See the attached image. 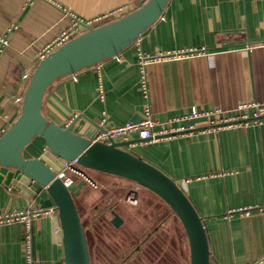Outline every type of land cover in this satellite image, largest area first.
I'll return each mask as SVG.
<instances>
[{
    "label": "crops",
    "instance_id": "1",
    "mask_svg": "<svg viewBox=\"0 0 264 264\" xmlns=\"http://www.w3.org/2000/svg\"><path fill=\"white\" fill-rule=\"evenodd\" d=\"M143 1L0 0V37L7 38L0 47V135L20 114L18 98L37 65V53L71 24L73 15L104 16L100 25ZM137 40L56 79L44 94L42 113L61 126L76 114L116 125L138 120L148 105L158 122L152 130L166 133L153 140L130 134L125 149L176 180L191 200L203 221L210 264H264V120L224 127L198 118L190 128L188 121L171 120L192 106L229 115L240 102H264V0H168ZM185 50L192 53L149 62L143 92L139 52L152 57ZM45 152L40 136L23 149L25 157H45ZM116 182L125 188L119 195L103 184L93 190L86 183L75 195L83 210L90 264H189L187 236L175 212L147 195L143 200L150 220L140 230L129 227L132 205L121 195L131 184ZM39 192L29 179L13 187L0 182V214L21 212L30 224L27 250L24 219L0 222V264H27L28 259L64 264L57 212L39 205ZM100 204L99 214L93 215L91 208ZM111 209L126 228L121 256V246L115 255L108 246V238L119 230L111 223Z\"/></svg>",
    "mask_w": 264,
    "mask_h": 264
},
{
    "label": "water",
    "instance_id": "2",
    "mask_svg": "<svg viewBox=\"0 0 264 264\" xmlns=\"http://www.w3.org/2000/svg\"><path fill=\"white\" fill-rule=\"evenodd\" d=\"M167 1L144 0L137 8L70 38L48 53L29 77L19 116L0 135V182L13 187L29 179L40 186L39 205L57 212L64 264H90L84 227L74 201L85 181L80 179L66 187L55 176L61 159L73 158L86 169L128 179L160 197L182 223L189 264H210L202 218L176 180L126 150L131 140L90 142L88 137L96 124L83 114H76L61 126L42 113L44 94L56 79L116 55L159 18ZM36 136L43 138L47 156L25 157L23 149ZM110 213L113 226H119L121 217L113 209Z\"/></svg>",
    "mask_w": 264,
    "mask_h": 264
},
{
    "label": "built area",
    "instance_id": "3",
    "mask_svg": "<svg viewBox=\"0 0 264 264\" xmlns=\"http://www.w3.org/2000/svg\"><path fill=\"white\" fill-rule=\"evenodd\" d=\"M73 21L71 24L63 29L60 34L53 38V40L42 47V49L36 55L37 63L42 60L48 53L52 50L69 40L70 38L87 31L95 26H98L99 22L103 17L91 18V19H82L75 15L72 16ZM134 41H138L135 39ZM7 38L0 37V47L6 44ZM192 53V51H173L169 54L157 55V56H148L147 54H143L141 51L138 54L139 60V68H140V87L143 92H147V78L145 74V66L153 61V60H160V59H170L173 57H179L180 55H188ZM34 70V69H33ZM31 75V74H30ZM30 75L28 77H30ZM27 76V74H26ZM100 77V76H99ZM29 79V78H28ZM99 96L100 98L103 97L102 94V87L99 84ZM19 101L22 98H18ZM198 118H205L207 124H217L219 126H234L240 125L243 123H247L250 120L254 121H261L264 120V102H257V101H244L240 102L235 109L233 114L225 115L221 112L215 113L213 110H205L199 109L195 106H192L188 112L177 115L173 117L172 121H188L190 122L187 127H193L192 121ZM158 122L153 118L151 115V111L148 105L144 107V113L138 120H131L126 121L121 124L116 125H107L106 119L102 118L99 122H96L95 129L93 133L88 137L90 142L94 141H102L106 143H111L114 141H121L127 140L130 134L135 133L139 139L142 140H153L158 138L166 133V130L159 129L153 131V127ZM182 130L183 127H180ZM170 131L177 130L176 128H170ZM168 131V130H167ZM55 176L58 177L64 186H69L70 184L76 182V179H82L85 181L92 188L97 187V182L92 178V176L88 173V170L82 167L76 158L65 160L61 159V165L57 171H55ZM131 203L136 201L135 197L129 198ZM20 218L24 219L25 221V228L27 231L25 245L27 250L29 249V241H28V231H29V217L27 214H23L21 212H12L9 214H0V222L3 220H13ZM27 264H39L36 260L28 259Z\"/></svg>",
    "mask_w": 264,
    "mask_h": 264
},
{
    "label": "rangeland",
    "instance_id": "4",
    "mask_svg": "<svg viewBox=\"0 0 264 264\" xmlns=\"http://www.w3.org/2000/svg\"><path fill=\"white\" fill-rule=\"evenodd\" d=\"M88 173L95 179L94 176H97L99 178H104V179H100L103 180L104 183L99 180H96L97 182V188H94L93 190H99V186H101L102 184L107 186V187H111L113 189L116 190L117 194H121L120 189H123L124 187L120 186V183H117L116 181L120 180V181H125L127 184H131V185H127L128 188H126V192L123 191L121 198L123 199V202H125V204L132 205V212L134 214V218L133 220L129 223V227H132L133 229L136 228V230H140L139 227L141 226V224L145 223L150 220V216L148 215V212H146V210H149L150 207H148L147 203H145V200H143V198H147L149 196H152L153 199H155L156 201L163 203L162 199L160 197H158L157 195H154V193H152L151 191H149L147 188L135 183V182H131V181H126L123 178H118V176H114V175H109L107 173L104 172H98V171H93L90 169H87ZM75 180L77 181V179L75 178ZM118 185V186H117ZM86 188V186H83V189ZM125 189V188H124ZM115 194V195H117ZM135 197L136 201L134 203H131L129 200V198L131 197ZM92 201H89L88 204H90L91 202H94V199H91ZM75 203L77 208H79V212L81 214V219H83V210L80 206V200L78 197L75 196ZM101 204L100 205H94L91 210L93 209V215L95 214H99V211L101 209ZM156 209V208H153ZM126 226V225H125ZM119 227V230L117 233H114L110 238H108V246L111 249V252L115 255L117 252L118 247L121 246V250H120V256L122 254V252L124 253V249L126 246V242H125V238H126V228L124 226H117V228ZM139 239H142L143 235L139 236ZM123 244V245H122ZM90 249V246H89ZM131 253V252H130ZM128 253V255L130 254ZM126 254V253H125ZM94 258V257H93ZM94 264H99L98 262H95Z\"/></svg>",
    "mask_w": 264,
    "mask_h": 264
},
{
    "label": "trees",
    "instance_id": "5",
    "mask_svg": "<svg viewBox=\"0 0 264 264\" xmlns=\"http://www.w3.org/2000/svg\"><path fill=\"white\" fill-rule=\"evenodd\" d=\"M99 172V171H98ZM108 174V173H107ZM112 175V174H111ZM115 176V175H114ZM118 178H122V177H119L118 176ZM124 180H126V181H130V180H128V179H125V178H123ZM132 182V181H131ZM119 264H122L121 262L119 263Z\"/></svg>",
    "mask_w": 264,
    "mask_h": 264
}]
</instances>
